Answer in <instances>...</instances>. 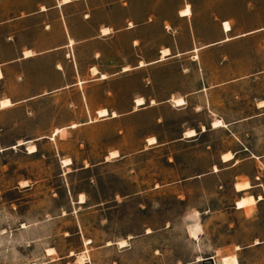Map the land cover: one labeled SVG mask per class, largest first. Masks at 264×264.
<instances>
[{
  "label": "rangeland",
  "instance_id": "374dc122",
  "mask_svg": "<svg viewBox=\"0 0 264 264\" xmlns=\"http://www.w3.org/2000/svg\"><path fill=\"white\" fill-rule=\"evenodd\" d=\"M178 3L164 1L130 62L158 58L159 45L173 56L124 80L87 74L77 85L69 64L64 80L52 81L47 57L7 66L0 99L13 104L0 108V264H220L231 254L264 264V243L252 245L264 240V200L235 208L241 195L264 194V30L207 46L226 37L223 20L233 27L228 36L264 26V0H193L189 18L176 15ZM79 53L88 71L92 50ZM149 73L159 93L178 86L186 103L97 115L100 106L133 109ZM59 83L70 85L52 90ZM216 118L226 126L213 129ZM189 128L198 135L182 138ZM245 147L238 164L221 163L222 152ZM113 150L119 156L108 157ZM235 181L254 188L242 194Z\"/></svg>",
  "mask_w": 264,
  "mask_h": 264
},
{
  "label": "crops",
  "instance_id": "0c3cea01",
  "mask_svg": "<svg viewBox=\"0 0 264 264\" xmlns=\"http://www.w3.org/2000/svg\"><path fill=\"white\" fill-rule=\"evenodd\" d=\"M164 1L166 0H0V79L5 78V69L7 66L35 63L46 57L50 58L49 63L55 66L51 70L52 81L64 80V78H61V75L64 73L65 66L70 64L75 71L73 76L78 77L75 82L77 85H83L86 81L81 78L82 75L89 74L94 77L92 80H106L110 75H116V79L124 80L135 69L160 63L168 57L173 56L171 46L162 45L161 47L159 45L158 58L153 60L146 61L141 59L135 65L130 60L134 59L136 46L143 40V35L146 30L154 26L152 17L162 15L160 9ZM192 1L178 0L176 15L181 18L191 17L193 15ZM187 5H190L191 14H180V11L185 9ZM224 21L229 22V20L222 21V30L227 34L226 37L210 42L207 46L220 44L234 38L264 30V26H262L239 35L228 36V33L233 30V27L231 26L228 32L224 31ZM136 34L140 35L136 36ZM167 48L169 52L163 55V49ZM196 48L199 50V47H194L193 51ZM84 49L92 50L88 71L83 67V64L88 62L82 60L79 53L80 50ZM179 54L181 52H178L176 55ZM110 57L113 59L114 65L118 67L113 69L112 67L114 65L105 66V59ZM125 67L128 68L124 69ZM92 68H96L97 73H93ZM103 74H105V77H102ZM146 78L148 79L147 84L142 86L140 90L135 89L140 93L132 99L134 103L133 109H125L118 106H100L95 110L97 115L101 118H117L120 113L126 114L144 107H154L158 104V101L161 103L170 102L174 105V98H183L186 103L184 96L181 93L178 94V92H181L178 86L170 90H166V86H164L163 93H159L156 84H153L155 77L149 73ZM69 85V83H59L52 90H59ZM42 94H32L23 100L32 99ZM137 97L143 99V104H136ZM4 100L9 101L5 106L2 105V101ZM0 101V108L9 107L13 104L10 97H4ZM261 106L263 107L264 105ZM100 110H105L106 114L100 116ZM213 122L214 120L211 122L213 129L222 127L213 126ZM74 123L76 126L78 125V123L73 122L70 124V127H73L72 124ZM223 123L226 126L224 121ZM59 129L61 128H56V130ZM190 129L194 130V128L184 130L182 132V138H195L198 135L196 129L194 130V134L190 136L185 135ZM202 130H206L205 126H203ZM149 138H155L153 142L147 139V141L149 140V144L157 143L156 137L151 136ZM26 143V140L19 141L18 145H24ZM114 151L119 156L117 150L111 152ZM246 151H249L247 147L241 148L238 151H224L220 155V161L221 163L231 162L229 166H235L243 159L238 158V153ZM228 153L231 154V158L228 157L225 159L224 155ZM110 155L111 153L108 157ZM251 155L255 158L261 157L254 153ZM214 166V171H219L218 167L216 165ZM239 182L235 181L234 183V188L237 192L245 194L251 192L254 188L252 183L245 181L249 183V186L243 189H237L236 184ZM252 195L256 199V202L255 204L247 205L249 208L256 205L257 202L264 200V194L262 193L241 195L238 200ZM260 196L261 198H259ZM237 201L235 208L245 210L247 206L238 207ZM263 243L264 240L256 239L252 245L259 246ZM236 249L241 250L242 248L240 245H237Z\"/></svg>",
  "mask_w": 264,
  "mask_h": 264
},
{
  "label": "bare ground",
  "instance_id": "6f19581e",
  "mask_svg": "<svg viewBox=\"0 0 264 264\" xmlns=\"http://www.w3.org/2000/svg\"><path fill=\"white\" fill-rule=\"evenodd\" d=\"M190 5H187L186 6V8L185 9H182L181 11H180V14H182V15H190L191 14V9H190V7H189ZM223 28H224V31H226V32H228V31H230V29H231V25L229 24V22L228 21H224V23H223ZM106 32V31H105ZM197 50H198V48H196L194 51L195 52H197ZM28 52V51H27ZM169 52V50H168V48L167 49H163V55H165L166 53H168ZM31 53V52H30ZM195 57L197 58L198 57V55L196 54L195 55ZM142 64V63H141ZM61 67V66H60ZM128 67H125L124 69H127ZM123 69V70H124ZM92 72L93 73H97V69L96 68H92ZM102 77H105V74H103L102 75ZM80 84V83H79ZM9 100V99H8ZM8 100H4V101H2V105H7L8 103H9V101ZM1 102V101H0ZM173 102H174V105H176V106H180V105H183V104H185V101H184V99L183 98H174L173 99ZM260 103H262V105H264V101H261ZM136 104L137 105H141V104H143V99L142 98H138L137 97V99H136ZM2 107V106H1ZM106 110V109H105ZM105 110H100L99 111V115L100 116H103V115H105L106 114V111ZM113 115H115V114H113ZM226 125V124H225ZM72 126L74 127V126H76V124L74 123V124H72ZM213 126H224V123H223V121L221 120V119H214V122H213ZM195 130V129H194ZM194 130H188L187 132H186V134L185 135H188V136H190V135H192V134H194ZM61 131V129H59V130H56L55 132H54V135H56V134H58L59 132ZM149 140H150V142H153L154 140H155V138H148ZM148 140V141H149ZM29 152L30 153H33V152H36L37 151V147L35 146V145H32V146H30L29 147ZM115 156H117V152L116 151H114V152H111V155L109 156V157H115ZM231 156V154H226V155H224V158L226 159V158H228V157H230ZM231 158V157H230ZM62 163L64 164V165H68V164H70L71 163V160L68 158V159H62ZM215 170H217V168H215ZM249 186V183L248 182H244V183H237L236 184V188L237 189H243V188H246V187H248ZM259 198H261V196L259 197ZM80 202H85V197H84V195H80ZM255 202H256V199L253 197V195L252 196H249V197H245V198H241V199H239L238 201H237V206L238 207H245V206H247V205H250V204H255ZM248 208H249V206H247ZM247 207H245V209L247 208ZM247 208V209H248ZM246 209V210H247ZM202 230V229H201ZM91 240H86V243H89ZM121 246H125L126 244H127V240L126 239H123V240H121V241H119L118 242ZM238 248V247H237ZM49 250V252H53V248H50V249H48ZM225 256H227V255H224V256H222L221 258H220V264H239V260H238V258H237V256L235 255V254H232V255H229V256H227V257H225ZM81 261L83 260V257H81V259H80ZM201 260V258H199L198 259V261H200ZM216 264H217V262H216Z\"/></svg>",
  "mask_w": 264,
  "mask_h": 264
},
{
  "label": "built area",
  "instance_id": "2783aa9c",
  "mask_svg": "<svg viewBox=\"0 0 264 264\" xmlns=\"http://www.w3.org/2000/svg\"><path fill=\"white\" fill-rule=\"evenodd\" d=\"M210 258L212 260V262L210 261ZM205 264H216V259L214 257H208L204 260Z\"/></svg>",
  "mask_w": 264,
  "mask_h": 264
},
{
  "label": "water",
  "instance_id": "95a60500",
  "mask_svg": "<svg viewBox=\"0 0 264 264\" xmlns=\"http://www.w3.org/2000/svg\"><path fill=\"white\" fill-rule=\"evenodd\" d=\"M210 261L212 262L211 258H210Z\"/></svg>",
  "mask_w": 264,
  "mask_h": 264
}]
</instances>
